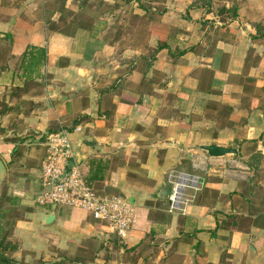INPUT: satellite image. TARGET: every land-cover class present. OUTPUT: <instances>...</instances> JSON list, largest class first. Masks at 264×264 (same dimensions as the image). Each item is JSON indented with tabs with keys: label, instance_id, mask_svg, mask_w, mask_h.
<instances>
[{
	"label": "crops",
	"instance_id": "1",
	"mask_svg": "<svg viewBox=\"0 0 264 264\" xmlns=\"http://www.w3.org/2000/svg\"><path fill=\"white\" fill-rule=\"evenodd\" d=\"M68 1L78 13L79 1ZM103 1L117 17L100 12L81 29L44 0H0L6 264H264V38L254 28H264V0L154 2L152 13L165 12L151 20L137 2ZM234 4L236 20L219 15ZM36 49L46 58L30 74L23 59ZM54 135L72 145L85 179L93 159L106 162L100 195L135 210L123 241L69 206L47 224L52 207L35 201ZM206 145L238 154L213 158ZM182 175L199 185L171 213V183ZM234 217L246 219L243 230Z\"/></svg>",
	"mask_w": 264,
	"mask_h": 264
},
{
	"label": "built area",
	"instance_id": "2",
	"mask_svg": "<svg viewBox=\"0 0 264 264\" xmlns=\"http://www.w3.org/2000/svg\"><path fill=\"white\" fill-rule=\"evenodd\" d=\"M198 185L196 176L182 175L172 181L168 210L171 213L182 211L185 190L197 189ZM40 186L41 192L35 202L41 207L69 206L85 211L120 241L133 227V205L119 196L99 195L88 185L82 165L75 160L72 145L65 136H51L42 161Z\"/></svg>",
	"mask_w": 264,
	"mask_h": 264
},
{
	"label": "trees",
	"instance_id": "3",
	"mask_svg": "<svg viewBox=\"0 0 264 264\" xmlns=\"http://www.w3.org/2000/svg\"><path fill=\"white\" fill-rule=\"evenodd\" d=\"M60 1H62V2H60ZM67 1L68 0H44L45 8L49 9L48 8L49 5L53 6L54 4H56L55 6L57 7V5L59 3H61V5H59V7H58V10L60 9L59 13L62 16V20H65L69 17H72V19L75 22H77L79 28H81V29L82 28H84V29L89 28L90 27L89 24L94 20V17L90 13H87L86 11H84V8L91 9L93 7V5H90L88 0H82L81 2L79 0H77V1H79V4H80V10L78 13L74 14V13L69 12L66 9L65 6H66ZM97 1L99 2L98 3L99 8L103 7V5L105 4V2L103 0H97ZM123 1H125L127 4L131 3V2L139 3V5L142 6V8H144V10H146L147 14L149 15L150 20L153 19L154 16H156V15L158 16V18H161L163 12H165L164 8L161 7V8H158L156 12L152 13V11L150 9V4H152L154 2L164 3V1H166V0H123ZM146 1H147V4L144 3ZM237 10H238L237 4H234V6L232 7V9H230L229 12L220 11L219 15H223V14L227 13L229 15L228 18L236 20L238 18ZM150 14H153V15H150ZM134 18H135L134 21L135 20H140V21L143 20V18H140V17H134ZM48 23H49V27L52 30H58L59 29L58 26L55 25L54 23H51V22H48ZM254 28H255L257 34L259 35V37L264 38V28L261 27L260 25H254ZM166 46L167 45L160 44L158 47V50H161V49L165 48ZM45 58H46V50H44V49H36V56L33 55V51H30V52L28 51L24 55L22 67L25 69L26 72H29L30 74H32L36 68L43 65ZM262 158L263 157L260 154L255 155L248 162V167L251 170L257 171V167L261 163ZM105 163L106 162H104L101 159H93L90 162V174L86 178L88 185L90 187H92L94 189V191L99 195L101 193L98 190H102L101 182H103L106 179L105 174H106L107 166ZM8 202H10V198L7 196L6 190H4L2 192V195L0 196V215L3 216L4 219L7 218V216L4 215V212L6 210L5 207H6V204ZM234 220L237 223L238 229L243 230L245 227L243 225H245L247 222L246 219L234 217ZM4 240H5V236L3 237V241ZM3 241H1L0 247L4 244ZM6 263H8L7 259H5L4 255L0 252V264H6ZM14 264H15V262H14Z\"/></svg>",
	"mask_w": 264,
	"mask_h": 264
},
{
	"label": "water",
	"instance_id": "4",
	"mask_svg": "<svg viewBox=\"0 0 264 264\" xmlns=\"http://www.w3.org/2000/svg\"><path fill=\"white\" fill-rule=\"evenodd\" d=\"M211 157L221 158L226 155H237L238 151L233 148L222 147L218 145H206L202 147ZM7 176V169L5 163L0 159V185L5 181ZM167 194V192H165ZM57 205L52 206V214L47 218V224H50L54 221L55 211Z\"/></svg>",
	"mask_w": 264,
	"mask_h": 264
},
{
	"label": "rangeland",
	"instance_id": "5",
	"mask_svg": "<svg viewBox=\"0 0 264 264\" xmlns=\"http://www.w3.org/2000/svg\"><path fill=\"white\" fill-rule=\"evenodd\" d=\"M80 2L82 1V0H79ZM89 1V4L90 5H93V11H92V13H91V15L92 16H94V17H97V15H98V13H102V15L101 16H104V15H107V14H109L110 15V13H113V14H115V16L117 17V14L115 13V12H113L112 11V9H110V8H108V7H101V8H99L98 7V1L97 0H88ZM111 1V0H110ZM116 1V3H115V6H123L124 7V9H129V7L131 6V4L132 5H134V3L133 2H131V3H126L125 1H123V0H115ZM60 2H62V1H60ZM68 2H71L70 0L68 1ZM145 4H147V1L146 2H144ZM56 4H54L53 6H50L49 5V10L50 11H53V9H58V7H59V5H61V3H59L58 5H57V7L55 6ZM87 9L86 8H84V11H86ZM104 13V14H103ZM7 252V254H9L10 252H8V251H6ZM6 258H7V256H6Z\"/></svg>",
	"mask_w": 264,
	"mask_h": 264
}]
</instances>
